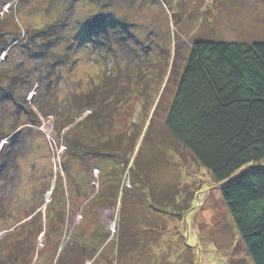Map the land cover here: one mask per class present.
Wrapping results in <instances>:
<instances>
[{
  "label": "rangeland",
  "instance_id": "1",
  "mask_svg": "<svg viewBox=\"0 0 264 264\" xmlns=\"http://www.w3.org/2000/svg\"><path fill=\"white\" fill-rule=\"evenodd\" d=\"M23 1L0 0V259L22 244L32 252L15 249L20 253L17 264H56L65 248L79 252L80 247L94 249L95 257L84 264H252L222 198V185L166 129L172 98L163 96V90L178 46L185 56L202 39L264 40V0H109L104 7L96 0ZM96 18L111 30L118 26L128 39L114 44L107 58L83 42ZM31 37L47 47L30 44ZM109 80L117 84L118 94L110 103L116 108L113 129L118 134L140 131L131 157L133 171L126 170L116 205L88 213L81 195L99 194L101 169L92 157L69 161L81 187L75 198L66 193L62 225L58 214L49 218V207L57 177L68 183L63 136L91 111L77 112L61 138L55 118L44 113L51 114L56 104L65 111L74 98ZM91 129L81 128L85 141ZM141 164L148 166L145 171ZM140 170L145 184L138 187ZM175 187L192 196L188 214L152 208L148 190ZM122 207L131 222L119 230ZM33 210L37 212L31 214ZM35 221L38 228H26ZM123 231L133 239L120 240Z\"/></svg>",
  "mask_w": 264,
  "mask_h": 264
},
{
  "label": "trees",
  "instance_id": "2",
  "mask_svg": "<svg viewBox=\"0 0 264 264\" xmlns=\"http://www.w3.org/2000/svg\"><path fill=\"white\" fill-rule=\"evenodd\" d=\"M95 2L104 7L109 0ZM168 5L173 12V19L176 18L173 6L171 3ZM92 22L91 30L83 42L96 50L99 48L105 53V58L113 52L114 44L128 41L122 36L123 32L118 26H112L111 30V25H107L105 21L96 18ZM42 34L47 35L45 32ZM18 40L19 37L15 39ZM6 44V47L10 45ZM30 44L41 46L40 48L47 47L42 46V43L38 44L35 37L30 38ZM44 49L43 53L50 50L49 47ZM180 52L181 48L178 46L177 53L172 56L168 83L163 90V96L166 94L172 98L166 110L164 124L177 144L211 174L216 184L222 185V198L250 262L264 264V40L239 43L202 39L193 43L187 55L183 56ZM34 53L41 55L39 50ZM181 61L183 64L179 68ZM171 81L173 88L170 90ZM116 85L110 80L102 82L99 87L96 86L67 103L65 111H61L56 104L52 107L54 111L51 114L44 113L45 116L55 118V128L61 138L63 132L73 125L77 112L81 114L85 110L91 111V115L82 123L62 135L65 146L62 166L68 183L65 185L63 177H57L49 207L52 211L49 218L51 214H58L62 225L66 223L65 195L69 192L70 199L75 198V191L79 192L81 187L71 174L69 161L92 157L98 161V165L93 163V167L97 165L101 169L99 194L94 198L92 193L84 195L85 192L81 195L88 201V213L116 205L122 178L127 169L133 171L130 166L131 157L140 139V131L136 134L135 131L125 130L118 134L113 129L116 108H110V103L111 99L118 96ZM147 89L146 85L143 92H147ZM147 96L150 97V94ZM161 102L162 99L148 128L152 127ZM82 127L92 128L86 141L81 132ZM135 162L137 161L132 166L139 167ZM141 167L146 170L148 166L141 164ZM144 171L140 170L142 177H139L141 181L138 182V187L145 184ZM90 182L91 179L89 184ZM148 191L151 206L157 212L183 216L193 209L192 196L186 197L187 192L180 191L178 187L163 189L159 193L153 188ZM36 212L37 210H33L31 214ZM126 213V207H122L119 230L131 222L130 217H125ZM31 223L26 228H36L38 225L37 221ZM126 230L129 232L130 228ZM32 234L31 232L30 235ZM124 235L123 231L118 238L127 241L133 239ZM46 236H49V232ZM109 238L107 235L104 243ZM74 242L73 237L71 245ZM20 246L21 248L13 246V251L10 247L8 256L4 258L2 255L0 264H17L14 260L19 258L20 253H14L15 249H23L24 253L31 251L28 245ZM125 247L122 243L121 248ZM93 251V248L88 250L80 247L79 252L74 248H65L56 264H84L88 258L92 260L95 257Z\"/></svg>",
  "mask_w": 264,
  "mask_h": 264
},
{
  "label": "bare ground",
  "instance_id": "3",
  "mask_svg": "<svg viewBox=\"0 0 264 264\" xmlns=\"http://www.w3.org/2000/svg\"><path fill=\"white\" fill-rule=\"evenodd\" d=\"M99 18V17H98Z\"/></svg>",
  "mask_w": 264,
  "mask_h": 264
}]
</instances>
